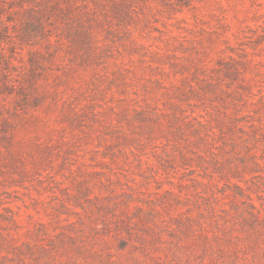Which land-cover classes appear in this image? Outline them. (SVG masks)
I'll list each match as a JSON object with an SVG mask.
<instances>
[{
    "label": "rangeland",
    "instance_id": "1",
    "mask_svg": "<svg viewBox=\"0 0 264 264\" xmlns=\"http://www.w3.org/2000/svg\"><path fill=\"white\" fill-rule=\"evenodd\" d=\"M0 264H264V0H0Z\"/></svg>",
    "mask_w": 264,
    "mask_h": 264
}]
</instances>
